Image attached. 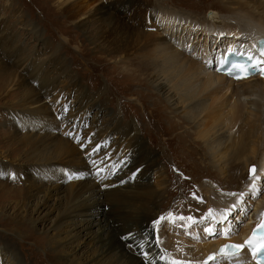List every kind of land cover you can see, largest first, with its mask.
Instances as JSON below:
<instances>
[{
  "label": "bare ground",
  "instance_id": "1",
  "mask_svg": "<svg viewBox=\"0 0 264 264\" xmlns=\"http://www.w3.org/2000/svg\"><path fill=\"white\" fill-rule=\"evenodd\" d=\"M103 2L64 0L62 10L58 9V12L65 13V19L70 20L74 27L82 32L89 44L97 49L95 51L103 54H115L121 58L122 51H127L125 47L130 45V40L133 43L135 38L143 37L144 48L147 50L140 57L148 63V80L156 93L151 91L153 94H145L139 98L141 106L135 110L137 122L133 119L131 122H124L121 117L118 119L117 114L106 111L107 117L111 118L109 125L104 120L101 123L92 121L85 124L88 127L84 125L87 128L84 131L73 130L71 125H65L54 116L49 117L50 106L44 104L38 93L32 92L28 96L23 93L25 97H22V100L31 106L32 115H37L38 120L44 122L43 126L52 131L44 133L45 142L43 139L38 140L43 165L49 166L55 160L61 163L60 167L70 168V175L78 173V166L82 161L80 157L83 159L85 157L82 154H86L85 150L76 152V148L70 144V140H75V136L81 137L83 142L90 140L94 144L96 141L97 145H100L99 148L101 142L108 141L116 145L117 150H129L131 153L128 162L113 156L112 160L118 162L105 168V178L98 177L94 171H91V174L87 172L88 177L83 180L86 181L85 185L76 186L72 183L62 191L67 195L66 198L69 197L71 205L67 211L57 213L53 219L50 231L53 251L65 264H173L174 261L177 264H205L206 261L207 264H255L248 254L243 252L234 257L219 256L218 248L227 241H242L264 210V79L250 77L235 82L222 74L217 60L221 59L229 46L240 44L238 42L243 43L239 48L245 54L258 51L262 46L264 0H215L208 4L211 9H208L210 12L207 15L179 13L164 6L162 9L158 8L160 5L152 6L156 11H147L149 18L155 17L153 26L156 34L152 35L131 31L130 25L120 19V16H116L115 11L118 12L119 5L114 9ZM119 2L135 7L129 0ZM34 29L32 31L36 32ZM208 41H213L210 48ZM24 59L20 64L27 66L32 72H39V67L46 61L59 73H63L62 61L52 62L53 57L49 55L44 56L39 64L36 62L38 58ZM233 60L243 61V58L227 56L225 62ZM128 65L129 61H125L121 66H117L119 72L128 76L131 81L139 79L140 75L128 68ZM141 68L145 69V65ZM40 77L44 82L40 86L44 98L52 92L56 97L54 91L57 88L76 90L78 96L70 105L73 118L78 113H84L82 107H93L98 112L103 110L104 105L99 101V96L104 88L91 94L86 87L80 85L77 77L70 76L69 79L55 81H49L44 73H40ZM148 96L152 98L151 108L147 106ZM131 99L137 100L135 97ZM164 103L169 104L173 115L182 113L184 119L188 120L187 123H191L197 130V138L202 142L199 146L208 161L205 165L208 167L201 171H205L212 179L206 180L202 178L203 175L193 177L191 182L196 184L197 189L190 194L194 197L180 194L169 206L163 204L167 183L158 165V154L147 144L148 142L152 145L153 141L148 135V127L153 124V115L147 112L150 109L156 110L158 106L164 108ZM214 110H218L219 114L213 118L211 127H205L203 119L209 117ZM41 111L46 113L40 114ZM165 118L171 123L168 117ZM188 132L184 131L186 137ZM67 133L71 135H66ZM140 133L147 134V142L139 137ZM182 136L179 137L181 140ZM24 140L29 143L30 138L26 137ZM80 154L82 156H79ZM96 154L97 151L87 155L85 160H93ZM23 160L33 163L29 158ZM128 163H131L130 167L126 168ZM249 164L254 165L251 166L255 167V174L249 178L244 176L238 190L233 191L237 195H229L233 193L221 185H227V188L235 187L238 177L242 176L241 172L245 173ZM117 166H120L119 170H114ZM253 177L256 179L253 180ZM131 181L135 184L130 183ZM102 184H108L110 187L101 189ZM253 184L257 189L254 196L251 194ZM34 185L31 184L30 187L38 193L37 197L44 199L34 202L38 216L33 218L31 213L28 218L27 215L25 217L29 223L36 225L41 216H48V213L52 212L53 207L48 204L52 199L50 194L59 193V189L51 185L46 188L40 185L35 189ZM28 189L29 187H26V192ZM240 193L246 194L240 205V208L244 209L243 214L247 215L245 219L243 214L230 211ZM42 210H45L46 214H41ZM169 212L174 217L191 216L196 223L187 219H177L174 223H169L166 219L158 226L157 232L153 220L161 216L167 217ZM72 221L78 225L86 224L88 228L87 230L84 226L80 227V230L89 234L86 236L89 252L82 261L74 256V247L67 245L74 241L75 235L68 229V226L70 230L73 229ZM206 227L213 228L214 232L206 233ZM64 247L71 249L61 250ZM208 255H214L215 259L205 260ZM11 260L8 259L5 264H13Z\"/></svg>",
  "mask_w": 264,
  "mask_h": 264
},
{
  "label": "rangeland",
  "instance_id": "2",
  "mask_svg": "<svg viewBox=\"0 0 264 264\" xmlns=\"http://www.w3.org/2000/svg\"><path fill=\"white\" fill-rule=\"evenodd\" d=\"M100 1H104V5L114 9L119 5L118 12L115 11L116 16L125 20L130 25L131 31L152 35L156 34L153 26L155 17L149 18L147 13V11L149 13L156 11L152 9V6L160 5L159 9L164 6L175 9L179 13L207 15L210 12L208 9H211L208 4L215 0H129L135 7L128 3H121L120 0ZM63 5L64 0H0V264H5L8 259H12L13 264H65L53 251L50 237L52 222L56 214L64 210L67 211L71 205L69 197L66 198L67 195L62 191L72 183L76 186L85 185L86 181L83 180L87 179L88 173L91 174V171H94L98 177L105 178L106 175L102 176V173H98L95 169L103 167L105 171V168L112 167L114 162H118V160H112L113 156L120 157V160L124 162H128L131 158L129 150L127 152L119 151L116 149V145L103 141L93 160L90 159L88 162L85 159L90 156L91 150L97 145V142L95 141L93 144L92 141L86 140L84 149H81L76 140H70V144H73L76 152L85 150L86 154V156L84 153L82 154L85 158L80 157L83 162L81 161V165L78 166L80 169L78 173L70 175L71 169L60 167L61 163L55 160L49 166L43 165L38 140L43 139L44 141V133L49 132L50 129L43 126L44 122L39 121L37 115H32L31 106L22 100V97H25L23 93H27V96L32 92L38 93L44 104L50 106L49 117L54 116L65 125H71V129L81 131L87 129L85 127L88 125L85 124H90L92 121L101 123L104 120L109 125L111 118L107 117L106 111L117 114L118 119L121 117L124 122H131L132 119L137 122L135 110L141 106L138 100L145 94L152 93L151 91L156 93L148 80L150 73L148 63L140 57L147 50L144 48L143 37L135 38L133 43L130 40V45L125 47L126 52L122 51L121 58L115 54L109 53L110 55H108L95 51L97 49L89 44L82 32L76 29L70 20L65 19L67 18L66 14L58 12V9L62 10ZM33 28L36 32L32 31ZM212 42L208 41L209 48L213 45ZM238 43L243 44L242 42ZM47 55L53 57L52 62L62 61L63 69L61 71L63 73H59L52 68L51 63L46 61L43 62L42 67H39V72H32L27 66L20 64L25 60L24 58L32 60L38 58L36 59L38 63L43 61L44 56ZM206 56L208 57L207 53ZM125 61H129L128 68L135 70L136 74L140 75L139 79L131 81L128 76L119 72L117 66H121ZM143 65H145V69L141 68ZM40 73L46 74L49 81L69 79L70 76L77 77L80 85L86 87L91 94L98 93L100 89L104 88L99 96V101L104 105L103 112H98L93 107H82L84 113H78L77 118H73L70 114V105L78 96L75 93L76 90L57 88L54 91L56 97L52 92L47 98H44L43 91L40 90V86L44 83ZM14 75L17 77L15 78ZM131 97H135L137 100L131 99ZM55 98L58 100L55 101ZM147 98V106L151 108L152 98L150 96ZM164 104V108L158 106L156 110L150 109L147 112L153 115V124L148 127V135L153 139L152 145L147 142V134L140 133L139 137L147 142L154 153L158 154V165L166 177L167 183L165 190L167 194H164L166 196H164L163 204L169 206L180 194L194 197L190 194L191 191L195 192L197 189L196 184L191 182L193 177L203 175L202 178L204 177L206 180L212 181V179L207 176L205 171H201L204 167H208L205 166L208 161L202 147L199 146L202 145V142L197 138V130L191 123H187L188 120L184 119L182 113L175 116L171 113L172 109L169 104ZM44 113L46 112H40V114ZM218 114L219 111L214 110L209 117L204 118L205 127H211L213 118ZM165 117H168L171 123ZM173 123L174 125H172ZM184 131L190 132L187 137ZM181 135L184 136H182L183 142L179 138ZM26 137L30 138L29 143L24 140ZM106 150L108 151L106 152ZM121 152L123 156H120ZM26 158L31 159L33 163L23 160ZM128 164L125 165L126 168L130 167L131 163ZM251 165L254 166L249 164L245 173L241 172L242 176L238 177L235 187L227 188V185L222 184V188L231 191L230 193L238 190L244 176L249 178L255 174L254 172L249 175L248 170ZM119 167L117 166L114 170H119ZM130 183L135 184L133 181ZM31 184H35L33 188L40 185L46 188L51 185V187L56 186L59 189V193L51 192L50 194L52 199L48 201V204L52 205V212L48 213V216H41L36 225L29 223L30 221L25 216L27 215L28 218L31 213L33 218L38 216L34 202L44 198L37 197L38 193L32 190ZM26 187H29L27 192ZM44 211L42 210L41 214H46ZM246 216L243 214L242 217L245 219ZM73 222L75 221L71 222L73 229L70 230V226L68 229L75 235L74 241L71 239L73 242H69L67 245L74 247L72 248L76 250L74 256L78 257L77 260L82 261L85 260V256L89 252L86 243V236L89 234L80 230L81 226L87 228L86 224L78 225ZM70 249L64 247L61 250L70 251Z\"/></svg>",
  "mask_w": 264,
  "mask_h": 264
},
{
  "label": "snow or ice",
  "instance_id": "3",
  "mask_svg": "<svg viewBox=\"0 0 264 264\" xmlns=\"http://www.w3.org/2000/svg\"><path fill=\"white\" fill-rule=\"evenodd\" d=\"M227 52L235 55L240 56L243 58V62H237L233 60L231 62V66L228 68L227 74L228 75H235L236 78H244L247 75L251 74L252 70H258L261 75H264V42H262V46L258 49L259 57H255L251 52L248 54H245L237 49L232 48L229 46L227 48ZM227 59V56L223 55L221 56V66H223V61ZM67 110V109H65ZM66 135H71V133H67ZM77 142L80 143L81 149H84V142L82 141L81 137L75 136L73 137ZM90 142V141H89ZM100 145H97L95 148H93L92 153L94 154L98 149ZM97 171H100L98 168ZM255 172V168L250 169V175ZM14 178V177H13ZM256 178L253 177V180ZM257 191L255 184L251 185V194L254 196L255 192ZM230 195H237L235 193ZM245 193H240L237 196L236 203L232 206L230 211L233 212H239L243 214L244 209L240 208L241 203L243 202V197L245 196ZM209 214H211V210H209ZM262 219L260 222L256 225V227L252 230V234L244 241L243 244H229L221 247L219 250V254L224 256H231L238 252L240 249L247 247L248 250L251 252L254 259H256L257 264H264V212L260 214ZM169 223H174L177 219L178 220H185L191 221L192 223H196L193 217H174L172 213H168L167 217L161 216L158 219L153 220V225L157 226V232L159 231V225L162 221L166 220ZM203 219V218H202ZM204 231L206 233L212 234L214 232V229L211 227L204 228ZM145 256L147 254L145 253ZM215 259L214 255H210L208 257V261H213ZM173 264H177V262H173ZM207 264V261L205 262Z\"/></svg>",
  "mask_w": 264,
  "mask_h": 264
},
{
  "label": "water",
  "instance_id": "4",
  "mask_svg": "<svg viewBox=\"0 0 264 264\" xmlns=\"http://www.w3.org/2000/svg\"><path fill=\"white\" fill-rule=\"evenodd\" d=\"M253 167L252 166H250L249 167V174H250V169H252ZM210 255H208L207 257H206V259L205 260H208V257H209Z\"/></svg>",
  "mask_w": 264,
  "mask_h": 264
}]
</instances>
